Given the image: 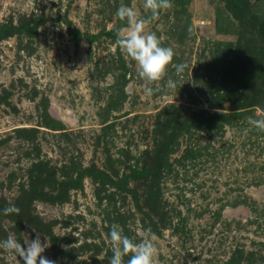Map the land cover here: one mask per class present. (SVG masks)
<instances>
[{
    "label": "rangeland",
    "instance_id": "rangeland-1",
    "mask_svg": "<svg viewBox=\"0 0 264 264\" xmlns=\"http://www.w3.org/2000/svg\"><path fill=\"white\" fill-rule=\"evenodd\" d=\"M171 3L150 83L116 44L118 8L148 19L144 0H0V242L109 264L117 224L155 237L156 264H264V0Z\"/></svg>",
    "mask_w": 264,
    "mask_h": 264
},
{
    "label": "clouds",
    "instance_id": "clouds-1",
    "mask_svg": "<svg viewBox=\"0 0 264 264\" xmlns=\"http://www.w3.org/2000/svg\"><path fill=\"white\" fill-rule=\"evenodd\" d=\"M172 7L171 0H144V8L150 10L151 17L145 19L133 7L121 4L117 10L116 16L119 20H126L128 27L117 31L116 44L123 49L127 56L134 60L139 66V77L144 80L155 83L165 78L169 65L175 56L171 47L161 45L160 39L154 32L148 31L150 20L159 18L160 10ZM203 23V21H201ZM189 31H192L190 26ZM177 75L183 73L186 65L177 64L174 66ZM114 83V81H112ZM169 89L175 88V82L168 79ZM147 95H152L154 89L149 87L145 89ZM259 119L249 117V124L261 132H264V112L259 113ZM20 209L15 204H10L3 209L5 215L15 213L19 215ZM110 241L113 245V256L109 264H125L124 257L131 254L126 264H156L158 253L155 237L145 235L139 242L134 241L123 234V229L113 224L110 230ZM26 247H23L14 236L0 242V248L14 252L22 258L24 264H57L55 260H50L42 255L46 243H42L39 234L35 239L26 240Z\"/></svg>",
    "mask_w": 264,
    "mask_h": 264
},
{
    "label": "water",
    "instance_id": "water-1",
    "mask_svg": "<svg viewBox=\"0 0 264 264\" xmlns=\"http://www.w3.org/2000/svg\"><path fill=\"white\" fill-rule=\"evenodd\" d=\"M199 24H203V23H201V21H200Z\"/></svg>",
    "mask_w": 264,
    "mask_h": 264
}]
</instances>
